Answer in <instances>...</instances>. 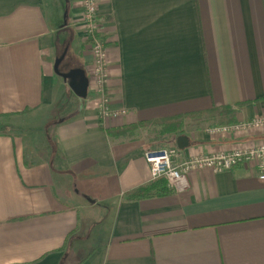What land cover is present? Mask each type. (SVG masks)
<instances>
[{
	"label": "crops",
	"instance_id": "crops-1",
	"mask_svg": "<svg viewBox=\"0 0 264 264\" xmlns=\"http://www.w3.org/2000/svg\"><path fill=\"white\" fill-rule=\"evenodd\" d=\"M96 3L115 118L97 115L81 0H0V264H264L254 164L190 171L176 192L144 158L264 141V128L207 132L264 116V0ZM63 54L61 72L84 71L85 98L55 73ZM154 182L157 194L128 198Z\"/></svg>",
	"mask_w": 264,
	"mask_h": 264
},
{
	"label": "built area",
	"instance_id": "built-area-1",
	"mask_svg": "<svg viewBox=\"0 0 264 264\" xmlns=\"http://www.w3.org/2000/svg\"><path fill=\"white\" fill-rule=\"evenodd\" d=\"M81 20L85 34V49L92 56L89 69L92 82L91 92L97 97L96 111L101 119L115 118L124 114V110L112 109L106 86L109 79L107 68V40L103 29L104 22L98 16L96 0H81ZM264 128V116L226 125H215L207 128L210 134H226L240 130H258ZM174 148L148 150L144 153L152 179H164L167 187L182 192L189 186L187 174L193 170L211 169L213 172L228 171L239 164H254L258 170V179L264 182V141L248 147H237L228 152L211 155H195L174 164L177 155Z\"/></svg>",
	"mask_w": 264,
	"mask_h": 264
},
{
	"label": "water",
	"instance_id": "water-1",
	"mask_svg": "<svg viewBox=\"0 0 264 264\" xmlns=\"http://www.w3.org/2000/svg\"><path fill=\"white\" fill-rule=\"evenodd\" d=\"M64 54L57 58L54 62V71L63 79L68 80V85L71 90L80 98H85L87 95L88 79L86 78L84 71L81 69H72L68 72H61L59 70V64L62 61ZM186 141L183 136H179L177 140V146L183 148L182 141Z\"/></svg>",
	"mask_w": 264,
	"mask_h": 264
},
{
	"label": "trees",
	"instance_id": "trees-1",
	"mask_svg": "<svg viewBox=\"0 0 264 264\" xmlns=\"http://www.w3.org/2000/svg\"><path fill=\"white\" fill-rule=\"evenodd\" d=\"M157 181H160V179L159 180L157 179ZM155 184L156 183L154 182L150 184H144L135 188L134 190L128 193V198L138 199V198L150 196L152 194H157L158 191L155 188ZM159 190L163 192H168V190L165 187L159 188Z\"/></svg>",
	"mask_w": 264,
	"mask_h": 264
},
{
	"label": "rangeland",
	"instance_id": "rangeland-1",
	"mask_svg": "<svg viewBox=\"0 0 264 264\" xmlns=\"http://www.w3.org/2000/svg\"><path fill=\"white\" fill-rule=\"evenodd\" d=\"M84 47H85V44H84ZM87 51V50H86ZM67 60H68V58H64V60H63V62L61 63V65H59V70H66V68H67ZM29 121L28 119H23V121H21V119L20 120H18V119H14L12 122H9V124L10 125H12V126H17V127H19V128H17V129H20V130H23L25 127L24 126H26L25 124V121ZM6 120H1L0 121V126H4L5 124H6ZM30 126V125H29ZM33 126H35V127H37V128H40V124H39V127L37 126V124L36 125H33ZM32 126V127H33ZM49 126V125H48ZM17 129H15V130H17ZM39 133H40V131L39 132H37V131H35L34 132V135L36 136L35 137V140L37 141L38 139H39ZM177 140H178V137H173V140H171V142H173V144L175 145V144H177ZM163 150V149H162Z\"/></svg>",
	"mask_w": 264,
	"mask_h": 264
},
{
	"label": "bare ground",
	"instance_id": "bare-ground-1",
	"mask_svg": "<svg viewBox=\"0 0 264 264\" xmlns=\"http://www.w3.org/2000/svg\"><path fill=\"white\" fill-rule=\"evenodd\" d=\"M170 149V148H169ZM175 149V148H174ZM177 150V149H176Z\"/></svg>",
	"mask_w": 264,
	"mask_h": 264
}]
</instances>
